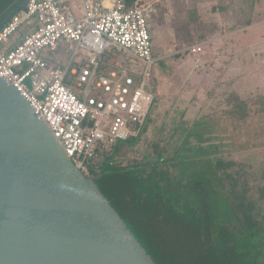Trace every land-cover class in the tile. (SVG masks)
Listing matches in <instances>:
<instances>
[{"label": "built area", "instance_id": "built-area-1", "mask_svg": "<svg viewBox=\"0 0 264 264\" xmlns=\"http://www.w3.org/2000/svg\"><path fill=\"white\" fill-rule=\"evenodd\" d=\"M107 1L83 0L78 15L72 0H27L0 28V76L30 102L83 173L102 151L139 136L155 101L150 21L156 8ZM24 28L21 42L9 48ZM59 50L69 58L56 59ZM110 51L122 59L103 69ZM127 60L135 67L122 65Z\"/></svg>", "mask_w": 264, "mask_h": 264}, {"label": "trees", "instance_id": "trees-1", "mask_svg": "<svg viewBox=\"0 0 264 264\" xmlns=\"http://www.w3.org/2000/svg\"><path fill=\"white\" fill-rule=\"evenodd\" d=\"M26 2L16 3L0 24ZM125 2L128 8L142 5L139 0ZM242 2L246 6L237 1L229 6L218 4L222 12L233 11L230 6L234 8L236 17L232 29L235 30L251 26L255 21V0ZM202 6H194L187 12L184 37L188 44L193 38V24L200 27L209 24L201 17ZM201 32L204 39L210 37L204 29ZM180 36L183 37V32ZM105 60L103 69L116 63L111 57ZM259 108L258 113L264 114V98ZM245 109L247 106L243 103L236 104L213 117L214 120L210 116L202 117L195 125L206 129L217 127L219 135L227 132L226 127L231 122L249 128L253 118ZM149 115L139 136L120 140L109 151H102V160L97 166L90 164L89 175L84 174L94 178L156 264H264V216L257 201L244 190L243 194L234 196L237 201L232 205L223 194L225 175L234 161L229 160L226 167L222 158L199 160L181 151L175 156L156 151L155 155L145 154L141 160L123 164V158L136 151L147 132L151 122ZM260 130L264 131V125ZM251 132L246 130L247 135L261 137ZM194 134L201 137V134ZM214 139L222 140L213 146L214 151L223 153L220 146L226 138ZM253 145L245 147L254 148Z\"/></svg>", "mask_w": 264, "mask_h": 264}, {"label": "rangeland", "instance_id": "rangeland-1", "mask_svg": "<svg viewBox=\"0 0 264 264\" xmlns=\"http://www.w3.org/2000/svg\"><path fill=\"white\" fill-rule=\"evenodd\" d=\"M19 1L0 0V21L13 11L14 5ZM139 1L142 5L151 3L156 8L153 15L155 40L170 49L164 48L163 51L169 53H161L155 49L156 44L154 46L156 63L151 70L150 87L155 101L149 115L151 122L136 151L128 153L123 158V164L141 160L145 154L155 155L156 151H164L169 156H175L181 151L199 160L222 158L223 165L229 160L234 161L225 175V189L222 191L224 196L233 205L237 201V194H243L246 190L247 195L257 201L264 216V131L260 130L264 125V114L258 113L260 102L264 98V0L254 2V23L237 30L232 29L236 17L234 8L230 6L234 12H222L218 10V4L229 6L233 4L231 2L237 1L238 4L246 6L242 2L245 0ZM200 4L203 5L202 15L212 16L215 20L210 25L215 30L214 36L217 40L210 45L218 54L215 56L210 50L205 51L206 54L194 52L193 47H197L194 45L198 36L196 30H192L191 43L182 42V45L191 44V47L180 53H173L181 48L176 34L185 26L189 8ZM22 31L21 29L18 33ZM178 33L179 36L182 34ZM112 53L108 52L105 59L111 57L118 63L122 59L121 55L112 58ZM201 61L207 65L203 71L199 69ZM104 63L107 61L104 60ZM121 63L132 69L133 64L130 62ZM137 67L140 73L143 72L142 65ZM226 79L228 81H223ZM242 103L247 106L245 111L253 118L249 128H242L231 122L226 127L227 132L219 135L215 130L217 127L206 129L195 125L202 117L210 116L214 120L213 117ZM246 130L258 133L261 137L247 135ZM194 133L201 134V137ZM219 136L226 138L223 146H220L223 153H216L213 148L222 141L214 139ZM252 144H255L254 148H246ZM102 158L100 156L92 166H97ZM86 174L89 175V172ZM226 176H231L232 179ZM242 182L245 184L242 185ZM236 183L238 186L233 187Z\"/></svg>", "mask_w": 264, "mask_h": 264}, {"label": "water", "instance_id": "water-1", "mask_svg": "<svg viewBox=\"0 0 264 264\" xmlns=\"http://www.w3.org/2000/svg\"><path fill=\"white\" fill-rule=\"evenodd\" d=\"M0 264H156L1 76Z\"/></svg>", "mask_w": 264, "mask_h": 264}, {"label": "crops", "instance_id": "crops-1", "mask_svg": "<svg viewBox=\"0 0 264 264\" xmlns=\"http://www.w3.org/2000/svg\"><path fill=\"white\" fill-rule=\"evenodd\" d=\"M75 4H77V5H79V8L81 7V4H82V1L83 0H72ZM107 5H111V1L110 0H108L107 1ZM202 10V9H201ZM79 14L78 15H80L81 14V8L77 11ZM202 12V11H201ZM12 15V14H11ZM201 17H202V19L205 21V23H209V24H212V23H215V20L213 19V17L212 16H204V15H202L201 14ZM9 18H10V16H9ZM9 18H7V19H9ZM6 19V20H7ZM5 20V21H6ZM154 18L150 21V31H151V35H152V43H153V53L155 54V51L156 50H160V52L161 53H169V52H167V51H163V49L164 48H166V49H170V47L169 46H162V44L161 43H159V42H157L155 39H156V30H154ZM4 21V22H5ZM3 22V23H4ZM157 27H159V28H162V27H160L159 25H157ZM179 29V28H178ZM202 29H204V31L206 32V34H209V38H206V39H204L203 37H202ZM23 31L22 32H20V33H16L13 37H12V39H11V42H10V44H9V48H13V47H15L16 45H18L20 42H21V40H22V38L24 37V35L26 34V32H27V29L26 28H24V29H22ZM177 30V29H176ZM192 30H196L195 32H196V34L198 35L196 38L197 39H195V43H194V45H196L197 47H200L201 49H202V51L200 52V53H203V54H206L207 52H205V51H211V54H213V55H217L218 54V52H217V50L216 49H214V47H212V45H210V44H212V43H214V41H216L217 40V37L216 36H214V32H215V30H213V26H211V25H209V26H204V27H200L198 24H196L193 28H192ZM207 30H210V31H207ZM186 28H185V26L184 27H182V28H180L179 30H178V32H183V37L182 36H179V33L177 32V31H175V32H177V34H176V36H177V38L179 39V42H177L178 44L180 43L181 44V48H178V49H180V50H176L175 52H173V53H180L181 51H184V50H188L191 46L190 45H187V44H183L182 45V42L184 43V42H187V39L184 37V36H186L185 34H186ZM165 33V32H164ZM186 39V40H185ZM156 42V43H155ZM155 44H156V50H154V46H155ZM166 44V43H165ZM208 45H210V46H208ZM194 48V47H193ZM195 53H198V52H195ZM113 55L114 54H112V57H113ZM54 57L56 58V59H59V60H61V61H64L65 59L67 60L68 58H69V54L68 53H65V51L64 50H59V51H57L55 54H54ZM126 62H128V60L126 61ZM206 62H203V61H201V62H199V69L200 70H202L203 71V69H206L207 68V65L205 64ZM114 64H117V63H114ZM114 64H112V65H114ZM207 71V70H206ZM223 81H228V79H226V80H223Z\"/></svg>", "mask_w": 264, "mask_h": 264}]
</instances>
